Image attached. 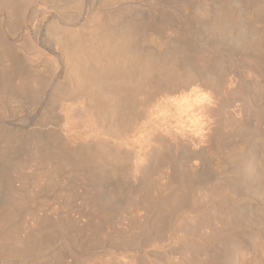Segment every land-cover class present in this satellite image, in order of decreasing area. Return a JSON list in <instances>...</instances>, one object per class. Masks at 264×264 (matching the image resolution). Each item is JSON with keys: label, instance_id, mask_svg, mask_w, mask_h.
<instances>
[{"label": "rangeland", "instance_id": "1", "mask_svg": "<svg viewBox=\"0 0 264 264\" xmlns=\"http://www.w3.org/2000/svg\"><path fill=\"white\" fill-rule=\"evenodd\" d=\"M8 1H12L11 3L9 2V4H12L14 1V4H12L13 7H11L12 5H8ZM66 1L67 0H59V2L58 0H0V92H2V94L0 93V264H264V164H262V166L260 165L264 162V141L259 143V148L256 146L255 148L253 147L250 149L251 152L248 151L250 154L249 157H254L253 162L250 161L251 163H242L244 166L240 168L237 174L238 179L227 181V183H225V185L228 184V188L227 186L222 185V183L220 184L217 182L218 179L216 177V170L213 166H211V162L214 160L216 161V159L225 158L230 151L235 149L240 144V142L243 140L242 130H244V133L248 132V130L252 131L253 129V131L256 130V132L259 131L264 139V72H262L264 71V68L259 72H255V75L257 73V76L260 72H262L261 75H263L258 76L260 79L254 75L255 78L259 79V81L256 79V82H262V84H258L260 85L259 87L256 86L255 88V84L251 81L253 78L252 76H248V74L243 75L241 73H237V70L234 68L229 74L230 76L228 80H226V78L225 81L221 83L222 87L219 91L218 85H221L219 83L223 80L221 77L224 76L221 73L223 72L226 74L227 71H229L227 66H229V61L231 59L229 60V58H227L229 57L228 55L239 54L241 50L239 51L237 48L236 50L239 51L237 52L230 44L226 46L227 42L224 43L222 42L223 39H217L212 35L214 37L213 38L208 33H206L205 28H203V31L201 27V32L203 31L206 33V36L204 33V38H202V32V36L201 34L199 36H195V38L194 36H191L188 38L189 40L187 39L189 42L185 40L183 43H189V45H195L199 48L201 47L200 49H202V46L207 47L209 45L208 47L210 48V53L207 52L209 55L206 52L205 55L204 53L197 54L196 52H198L200 49L196 51L197 49L195 46L192 48L191 45L186 46V44H181L184 46L183 48L191 47V52H193V54L196 53V56L200 59L205 60L209 57L211 63H209L210 61L206 63L210 64V72H206V78H208L209 81L213 78L218 81L221 80L219 83L217 81V84L215 83L216 81H211V86L210 84L208 87L206 85L207 88L205 85H202L205 87L203 89L204 92L205 89L207 90L206 93L208 95L209 92H211L209 104L210 108L212 107L210 111L211 114L200 117L202 121L204 118V123L203 126L201 123L199 127L194 124V122H188L187 120L185 123L187 122L186 124H189L187 125L188 127L186 124H181L183 122H178V124H176L177 121L174 120V118H170L167 119L169 120L170 124L161 121V123H163V127L165 126L164 128L160 122L157 124L159 129L156 127V125L153 126V124L144 128V122L149 120V117L152 114L150 112H152V109L156 108V106L155 108L152 106L156 105V103L162 104L164 101L163 99H160V96L167 92V90H164V86H158L160 84L158 78L155 77V80L154 77H152V79H150V77V80L145 79L147 81L146 84H144L145 80H143L144 83L141 84H144V86L139 84L140 87H138L137 84L134 86V82H131L132 84L130 83L129 85H121L119 83L109 82L110 84L107 85V88H111L112 86L116 88L121 85L122 89L118 88L117 90L116 88L117 93H121V91H123L125 88L124 86H126L127 89H124V91L120 94L119 101L117 102L118 105H116L117 107L115 106L116 108L113 106L106 107L104 105L98 104L101 98L99 96V86H94L92 91H90L91 88H87L86 91L81 89L79 91L78 89H74V86L72 85H70L72 88H69V86L67 87L68 89L66 88V84L70 82L69 80L71 79L72 83L73 79L75 78V76H71V74H74L73 66L71 67L72 64L66 60L62 47L54 42V37L56 38L58 35L61 36L63 34H67L66 30L70 28L68 32H73L74 35H77L78 33V38L80 35L79 28L81 29V25L83 23L85 24V28L82 27L83 29H81V32L84 29L88 30L87 28L90 25H95L97 21H100L101 18L105 17L106 12V14H109L117 7V5L121 6V8H124L130 4H133L135 9L133 8L134 12H131L133 17L130 15L129 19H133L134 22L138 20L137 22L133 23L135 24L134 26H137V32H140L139 30L144 32L145 29V32H149L148 30H151L150 32H152L160 26V23L163 24L164 20L168 24L172 23L173 21L177 23V16L175 15L178 14V9L176 8V5H174L175 2L173 3V0H123L124 2L121 3L115 2V7L113 5L112 7L110 6L111 8H104V6H102V4L99 2L101 0H79L81 3H78V7L80 4L82 6H80L81 8L79 7L80 9L76 6L70 9L72 13H69L70 11H68L67 13L69 14H64L62 12L66 13V11L62 10L63 8L61 7V9L60 6L65 4ZM124 3H127L128 5ZM6 4L9 7L6 6ZM153 6L156 9H153ZM9 8H13V10H10ZM75 8H77V10ZM119 8L120 7H117V9ZM42 9H44V11ZM57 10L62 14L60 12L58 13ZM96 13L101 17L99 18ZM157 13H160L161 16ZM163 13H166V16H170L173 21L169 17L164 16ZM91 14H93L92 16L94 19L92 18ZM66 15H70L72 19L70 16ZM63 16H65L66 21L63 19ZM183 16L188 18L186 15ZM66 17H68V20ZM135 17L137 20L134 19ZM125 19L127 18L125 17L123 20ZM166 19L170 22H168ZM123 20L119 21L122 22V25H119L121 24L119 22V24H117V21L114 23L111 22L113 24L107 22L106 24L108 26L110 25L109 27L111 29L106 26L108 29L105 27V31H103V29L102 31L101 29L98 31V33L101 32V34L96 33L97 29L95 31L93 30V27L91 28L90 26L89 29L92 30L89 32L96 35H91L93 40L91 42H95L94 45H100L101 49L104 51L106 38L104 36V41L100 37H103V35L108 32H111V34L114 36L122 35L126 31L125 27L128 25L127 22L131 23L130 20H126L124 25ZM178 20V23L180 22L179 24H181V17H178ZM141 22L143 25H141ZM115 23L116 27L114 26ZM84 24L82 26H84ZM155 24L157 25L156 27ZM198 24L195 25H201ZM121 26L124 27V29L122 27L123 30L120 29ZM174 26H177V24H174ZM77 27L79 31L77 30ZM169 29L167 30L168 34L171 35L172 32L171 38H174V27H170ZM86 30L83 32L87 34L88 31ZM92 31L95 32L92 33ZM103 32H105V34ZM143 32L139 35L137 33V35L135 34L133 37L132 43L134 45L132 46L131 44L130 48H132L131 50L134 49V51H136L138 57L137 55L136 58H131L132 56L130 57V60L126 62L127 65L130 64L128 65L129 67L136 65V67L139 68L140 65L143 64L142 60L146 55L144 52H147L146 50L148 47L146 43L144 44L143 39L141 38L143 37L141 36L143 35ZM84 33L81 35L85 36L86 34L84 35ZM81 35L78 38L79 40H82ZM208 35L210 37H208ZM99 38L100 41L101 39L103 41L100 42ZM192 38H194L197 43L193 42L194 39ZM208 39L214 42L215 40H219L218 43L217 41L214 43L217 47L220 44L219 47L217 48L212 41L210 45V41ZM95 40H98V43ZM190 40L192 42H190ZM220 41L223 44H221ZM202 42L205 43L203 44ZM87 43L90 42L88 41ZM174 44L175 43L173 42H169L168 47H165V49L172 50L173 47L176 46V44ZM20 45H24V47L28 46V48L30 47L31 51L32 48L35 47L36 49L38 48L37 46H39V49H42L43 51V57L41 56L39 58H35L33 56V59L30 57L33 60V62L30 60L32 64H24V61H22L21 58L23 55L22 46ZM13 46H15L16 49ZM18 49L22 51V54H20L21 51H18ZM193 49H195L194 51L196 52H194ZM188 50L190 52V49ZM6 51H9V54L6 53ZM27 51L29 50L27 49ZM249 51L252 52V50L247 49L245 54L251 53ZM29 52H27V54H29ZM18 53L20 55H18ZM181 54L184 53L182 52ZM13 55H17L19 57L17 59H21V61L18 60V62L20 61V64H24H22L23 68H21V73L23 75L17 74L19 77L17 75L11 77V75L10 78L9 67L14 61ZM212 55L214 57L216 55L217 56L214 58ZM105 56L108 55L106 54ZM225 58H227L228 61L224 62L226 60ZM221 60L224 61L222 62ZM216 61L218 64L214 63ZM69 63L71 64L70 67L68 65ZM222 63H224L225 66L227 63L226 68ZM219 64L220 66L216 67V65ZM134 67L135 66H132L131 69H134ZM69 68L71 71L68 70ZM69 74L70 77H66ZM219 75L221 77H219ZM250 77L252 78L250 79ZM65 80L66 83L64 82ZM22 81L25 82L21 83ZM207 81L205 82L207 83ZM58 83L61 84L59 85ZM62 84L65 85V87ZM114 84H117V86ZM6 85H8V88ZM16 86L18 93L17 95H19V99H21V104L19 106L16 105L18 103L15 102V100H12L11 97L8 98V95L4 94L5 92L7 93L9 88ZM157 86L162 88L164 91H162V89L157 91ZM213 86L217 89L214 88L213 90ZM257 93H260V96L257 95ZM3 94L4 97L6 96L5 98L3 97ZM92 95H94L93 98ZM158 98L161 102L158 100ZM248 104L251 105L249 106ZM90 105H93L94 107ZM170 106L169 108L171 109H167L173 112L174 105ZM147 107L149 109L151 108V110H149ZM254 107L256 109H254ZM144 109L147 110L145 111ZM144 111L149 116L146 115ZM171 111L170 113H172ZM73 113L74 116L76 114V118L71 116ZM159 113L161 114V112ZM159 113H155V116L157 117L158 115L159 117ZM96 115L98 118H96ZM141 115L143 116L142 118L146 116L148 117L146 120H144L145 118L142 120ZM65 116L69 118H66ZM155 116H153L152 119L155 120ZM90 118H93V121H91ZM137 118H139L141 121ZM159 119L161 120V118ZM174 123L176 126H172L175 125ZM68 124L70 126H68ZM85 124L86 126H84ZM137 125L139 127H136L135 129V126ZM232 125L233 129L231 127ZM75 126L78 128L76 127V129ZM129 126L132 128L130 127V129ZM178 126L179 128L181 127L180 130L182 129V132L178 130ZM170 127L173 129L174 127L176 129L178 128V131L171 129ZM162 128L163 130L166 129L168 132L166 130L162 131ZM143 129L145 131H143ZM150 129H155L156 131L154 130V133H150L152 132ZM92 130L94 131L92 132ZM118 131H121V133L126 131L129 134L126 132L125 134H119ZM159 131H162L161 134ZM172 131L175 132L173 133ZM114 132H117V134L115 135ZM201 132L203 133L202 137ZM139 133L140 135L136 136ZM90 134H96L98 139L95 141L90 140ZM169 134H173V136ZM205 134L206 136H204ZM81 137L86 139L83 140ZM147 137L149 138L147 139ZM154 138L155 140H152ZM176 138L185 141V147L175 143L177 142ZM144 139L148 141H145ZM73 140L75 141V145ZM137 140L139 143H137ZM80 144L85 145L84 147L86 148H81ZM95 145L97 146L94 147ZM1 149L3 150L1 151ZM34 149H38L40 151L42 150V153L46 154L60 152L62 156H60V158L53 157L52 159L50 158L52 156L51 155L49 157L50 160H47V158L44 162L42 161L39 164L37 163V166L35 165V169L27 168V171L29 170L28 172L25 170L24 172L23 170H21L22 172L17 170V173L15 171L16 162L20 160V158L22 160L23 157L26 158L23 159L24 161L29 160L31 158L30 152L34 153ZM87 150H93L94 153H89L87 155ZM21 151L22 154L25 153L23 156ZM193 152L196 153L194 154ZM17 153L20 154V157ZM92 154H94V157L96 156L94 158L95 160H92L94 161L92 165L96 167V171L92 168L94 173L91 168L88 169V167L91 165L90 163L92 162L86 163L83 161V165L76 166L75 164H70L71 162L66 160L67 156L70 155L71 157H75L76 159L79 158L81 160L85 159V157L88 159V156ZM115 154H117V156ZM118 160L121 161L120 163H125L130 168L136 164L139 165V170H137L138 172L135 173L136 175L134 174V171L127 169V171L119 170V172L117 171L116 173H112L110 171L109 164H112L114 161L118 162ZM192 161H199V167H197L198 169L192 165ZM63 163L65 165H63ZM99 164L101 166L98 167ZM48 166L50 169H48ZM12 168L15 169L13 170ZM12 171L13 173H11ZM81 171L84 172L81 173ZM123 171L125 172L123 173ZM15 173H17L14 175L15 177L18 175L16 178L12 176V174ZM147 176L149 178H147ZM149 179L152 180V184ZM96 180L98 181V184ZM154 180H157L159 190H156L153 187ZM148 181L150 182L145 183ZM165 188L167 189L165 190ZM160 191H162V193ZM11 193L14 194L12 195ZM138 206L140 207L138 208ZM5 216L7 219H4ZM193 258L196 259L194 260ZM243 258H246V263L243 262Z\"/></svg>", "mask_w": 264, "mask_h": 264}, {"label": "bare ground", "instance_id": "2", "mask_svg": "<svg viewBox=\"0 0 264 264\" xmlns=\"http://www.w3.org/2000/svg\"><path fill=\"white\" fill-rule=\"evenodd\" d=\"M52 1V0H51ZM95 1V0H94ZM130 1V0H129ZM128 1V2H129ZM171 1V0H170ZM9 2L10 1H8V5H12V4H14V1H13V3L12 4H9ZM12 2V1H11ZM10 2V3H11ZM45 2V1H44ZM58 2H59V0H58ZM80 1L79 0H67L66 2H65V4H63L62 6H60V8L62 9V10H65L66 11V13L65 12H62V13H64V14H69V13H72V11L70 10V9H72V8H74V7H78V3H79ZM93 2V1H92ZM91 2V3H92ZM101 4H102V6H104V8L105 7H112L114 4H116L117 2H124L123 0H101V1H99ZM116 2V3H115ZM165 2V1H164ZM163 2V3H164ZM173 3L175 2V4L174 5H176V8L178 9V11H177V15H175V16H177L176 18H177V23H175V21H173L171 18H170V16H166L164 13V16H166V17H169L173 22V24L172 23H169V24H171V25H169L167 22H165V20H164V22H163V24L162 23H160V26L159 27H157L155 30H153L152 32H150L151 30H148L149 32H145V30H144V32H143V35H141V36H143V37H141L142 39H143V42H144V44L146 43L147 44V52H144V53H146V55H145V57L143 58V64L142 65H140V64H138V65H140V67L139 68H137L136 67V65H132V66H135L134 67V69H131L132 68V66H128V65H130V64H126V62L127 61H129L130 60V57L131 58H136V51H134V49L133 50H131L132 48H130L131 47V44H132V46L134 45L133 43H132V41H133V37L135 36V34L137 35V33H138V35L139 34H141L142 32H141V30H139L140 32H137V26H134L135 24H133V23H135V22H137L138 20L136 19V17L134 18L135 20H137V21H135L134 22V20L132 21V20H130L129 19V17H130V15H131V12H134V10H133V8L135 7V6H133V4H130L129 6H126V7H124V6H122V7H124V8H121V6H118L117 5V7H120L119 9H117V7L112 11V12H110L109 14H106L105 12V17H103V18H101L100 19V21H97L96 22V24L95 25H93V23H92V25L93 26H91L90 24V26H91V28L93 27V30H95L96 31V29H97V32L96 33H98V31L101 29V31H102V29H103V31H105L104 30V28L107 26L109 29H111L106 23L107 22H109V23H111V22H115V21H117V24H119V23H121V24H119V25H122V22H119L120 20H123L125 17L127 18V19H125V20H123L124 22H123V24L125 25V21L127 20H130L131 21V23H128L127 22V26L125 27V29H126V31L122 34V35H117V36H114V35H112L111 34V32H108V33H106L105 34V32H103L105 35H103V37H100V38H102L103 40L106 38V43L104 44V51H103V49H101V46L99 47L98 45H94V43L95 42H91V41H93L92 40V36H93V32H95V31H92V33L93 34H91L89 31L90 30H92V29H89V27H88V25H87V29L88 30H86V29H84L83 31H88L87 32V34L86 33H84L83 31L81 32V29H83L82 27H84L85 28V24H84V26H82L81 25V29L79 28V30H80V35L82 34V33H84V35L85 36H82V40H79L78 38H79V36H78V38H77V35H78V33H77V35H74V33L73 32H68V30L70 29H68V30H66V33L67 34H63V35H61V36H59L58 35V37H54V42H56V44H59L61 47H62V49H63V52H64V54H65V57H66V60L67 61H69L70 63L68 64L69 65V67H70V65H71V67L73 66V72H74V74H71V76L73 75V76H75V78H76V80H75V78L73 79V82L71 83V79L69 80L70 82H68V84H66L67 86H66V88L69 86V88H72V86H74V89H78L79 91H80V89L81 90H85L86 91V89L87 88H91V90L90 91H92V88L94 87V86H99L100 87V101L98 102V104H101V105H104V106H106V107H115L116 105H118L117 104V102L119 101V96H120V94L124 91V89H127L126 88V86H124L125 88L123 89V91H121V93H117V90H118V88L120 89L121 88V85L123 84V85H125V84H130L131 82L133 83H135V85L134 86H136V84L138 85V87H140V85L139 84H141V83H144L143 82V80H145V79H148V80H150V79H152V77H154V80H155V77L156 78H158V80H159V82H160V84L158 85V86H160V87H162V86H164L165 87V89L164 90H167V92L164 94H162V96H163V98H162V96H160L161 98L160 99H163V103L162 104H157L156 103V105H154V106H152L153 108H155V106H156V108L155 109H152V112H150V113H152L151 114V118L149 117V120H147V121H142V122H144V128L145 127H148L149 125H152L153 124V126L154 125H156V127H157V124H159V122L161 123V121H163L164 123L165 122H167V124L169 123V120H167V119H172V118H174V120H176L177 121V123L176 124H178V122H183V123H181V124H186L185 123V121L187 120L188 122H194V124H196L198 127H199V125L201 124L202 126H203V121H204V118H203V121H202V119H200V117L201 116H205V115H209V114H211L210 113V111H211V108H210V93L211 92H209V95L206 93V89H205V92H204V88L206 87V85H207V87H208V85L210 84V82L212 81V82H214V81H216L215 83L217 84V81L218 80H216L215 78H213V79H211L210 81H209V79L208 78H206V72L207 71H209L210 72V64H208V63H206V62H209V63H211V60H210V58L208 57V58H206L205 60H203V59H200V58H198L196 55L199 53H201V54H203L204 53V55L208 52V53H210V48L207 46V47H205V46H202V49H200L199 47H196L195 45V47H196V51H198L199 49L201 50V52H200V50L198 51V52H196V51H194L195 49H193V51L194 52H196L195 54H193V52H191V49L192 48H194V46H192L191 44V46H192V48L191 47H186V48H183L184 46H182V44L181 43H183V42H185V40H187L189 37H191V36H194V38H195V36H199L200 34H201V36H202V32L204 31L203 30V28H205V31H206V33H208L210 36H214V37H216L217 39H223V41L222 42H224V43H226V46L228 45V44H230L233 48H235V50L238 48V50L240 51L241 50V52H239V51H237V52H239V54H230V53H234V52H230L229 54L230 55H228L229 57H227V58H229V66H227V63H226V66H227V69H229V71H227V73L225 74V73H221L222 75H224V76H222L221 74V76L219 75V77H221V79H223L221 82L220 81H218V83L219 84H221L223 81H225V79L226 80H228V78H229V74L232 72V70L235 68V70H237V73H241V74H243V75H247L248 74V76L250 75V76H252V77H250V79H251V81L255 84V88H256V86L257 87H259L260 85H258V84H262V82L260 83H258V81H259V77L258 76H262L261 75V73L262 72H264V71H262V72H260L259 74H258V76H257V73H256V75H255V72H259V71H261L264 67H263V65H264V0H173L172 1ZM18 3V2H17ZM81 3V2H80ZM130 3V2H129ZM167 3V2H166ZM54 4V3H53ZM99 4V3H98ZM124 4H126V5H128L127 3H124ZM7 4H6V6H8ZM135 5H137V4H135ZM15 6V5H14ZM80 6H81V4H80ZM79 6V7H80ZM91 6V5H90ZM99 6V5H98ZM140 6V5H139ZM142 6V5H141ZM9 7V6H8ZM11 7H13V5L11 6ZM19 7V6H18ZM78 7V8H79ZM82 7V6H81ZM80 7V8H81ZM110 7V8H111ZM114 7H115V5H114ZM143 7V6H142ZM156 7H158V6H156ZM56 8V7H55ZM79 8V9H80ZM100 8V7H99ZM8 9V8H7ZM10 10H13V8L11 9V8H9ZM76 10H77V8H75ZM78 9V10H79ZM102 9V8H101ZM135 9V8H134ZM153 9H156V8H154V6H153ZM158 9V8H157ZM167 9V8H166ZM173 9V8H172ZM43 11H44V9H42ZM61 10V11H62ZM133 10V11H132ZM68 11H70L69 13H67ZM18 12V11H17ZM57 12H58V10H57ZM60 12V11H59ZM58 12V13H59ZM98 12V11H97ZM147 12V11H146ZM166 12V11H165ZM61 13V12H60ZM61 13V14H62ZM99 13V12H98ZM186 15L188 18H185L183 15ZM17 14V13H16ZM63 14V15H64ZM97 14V13H96ZM145 14V13H144ZM158 14V13H157ZM160 14V13H159ZM158 14V15H159ZM172 14V13H171ZM13 15H14V13H13ZM12 15V16H13ZM93 14H91V16H92ZM95 15V14H94ZM104 15V14H103ZM136 15V14H135ZM147 15V14H146ZM173 15V14H172ZM18 16V15H17ZM60 16V15H59ZM66 16H70V15H66ZM97 16L100 18L101 16H99L98 14H97ZM96 16V17H97ZM132 16V15H131ZM160 16H161V14H160ZM16 17V16H15ZM64 18L63 19H65V16H63ZM73 17V16H72ZM77 17V16H76ZM133 17V16H132ZM165 17V18H166ZM178 17L180 18L181 17V20L180 21H182V23L181 24H179L178 23ZM14 18V17H13ZM67 18V20H68V17H66ZM70 18H71V16H70ZM91 18V17H90ZM92 18L94 19V17L92 16ZM98 18V19H99ZM164 18V17H163ZM174 18V17H173ZM15 19V18H14ZM60 19V18H59ZM72 19V18H71ZM88 19V18H87ZM93 19H91V20H93ZM96 19V18H95ZM16 20V19H15ZM78 20V19H77ZM89 20V19H88ZM107 20H110V21H107ZM146 20V19H145ZM167 20V19H166ZM65 21H66V19H65ZM95 21V20H94ZM129 21V22H130ZM168 21V20H167ZM70 22V21H69ZM86 22H88V21H86ZM92 22V21H91ZM119 22V23H118ZM145 22V21H144ZM153 22V21H152ZM160 22V21H159ZM168 22H170V21H168ZM76 23V22H75ZM113 23H111V24H113ZM142 23V22H141ZM146 23V22H145ZM153 23H155V22H153ZM157 23H158V21H157ZM201 24V25H199V24ZM140 24V23H139ZM138 24V25H139ZM152 24V23H151ZM174 24H177V26H174ZM195 24H198L199 26H197V25H195ZM74 25V24H73ZM116 25V23L114 24V26ZM118 25V26H119ZM136 25H137V23H136ZM141 25H143V23L141 24ZM146 25V24H145ZM168 25V26H167ZM69 26V25H68ZM95 26V27H94ZM157 25L155 24V27H156ZM106 27V28H107ZM116 27V26H115ZM122 27L123 26H121L120 27V29L121 30H123L124 29V27H123V29H122ZM140 27V26H139ZM170 27H174V29H175V32H173L174 33V35H173V37L174 38H171V35H172V32H171V35L170 34H168V29L170 28ZM176 27V28H175ZM202 27V32H201V28ZM76 28V27H75ZM107 28V29H108ZM153 28H154V26H153ZM168 28V29H167ZM115 29V28H114ZM173 29V30H174ZM200 29V30H199ZM77 30H78V27H77ZM78 30V31H79ZM113 30V29H112ZM18 31V30H17ZM72 31H74V30H72ZM76 31V30H75ZM169 31H170V29H169ZM201 33H200V32ZM90 33V34H89ZM199 33V34H198ZM204 33L205 32H203V36H202V38H204ZM206 33H205V36H206ZM28 34V33H27ZM98 34H101V32L100 33H98ZM29 35V34H28ZM92 35V36H91ZM95 35V34H94ZM116 35V34H115ZM208 35V37H210ZM55 36H57V35H55ZM96 36V35H95ZM94 36V37H95ZM97 36H99V35H97ZM100 36H102V35H100ZM104 36H105V38H104ZM212 36V37H213ZM93 37V38H94ZM207 37V38H208ZM213 37V38H214ZM96 38V37H95ZM100 38H99V41H100ZM194 38H192V39H194ZM215 38V39H216ZM28 39V38H27ZM101 39V41L100 42H102L103 40ZM191 39V38H190ZM201 39V38H200ZM210 39V38H209ZM208 39V40H209ZM189 40V39H188ZM187 40V41H188ZM207 40V39H206ZM226 40V41H225ZM90 42V43H87V42ZM95 41H97V43H98V40H95ZM201 41H203V40H201ZM210 41V40H209ZM212 41V40H211ZM211 41L209 42L210 43V45H211ZM217 40H215V42H216ZM219 41V40H218ZM218 41H217V43H218ZM169 42H173V43H175L176 44V46H174L173 47V49L172 50H167V49H165V47H168V43ZM189 42V41H188ZM190 42H192L191 40H190ZM193 42H195V43H197L196 42V40L194 39V41ZM205 42H208V41H205ZM204 42V43H205ZM213 42V44L215 43L214 41H212ZM135 43H137V42H135ZM203 43V42H202ZM203 43V44H204ZM216 43V44H217ZM220 43H221V41H220ZM16 44V43H15ZM23 44V43H22ZM140 44V43H139ZM174 44V45H175ZM186 44V43H185ZM184 43H183V45H185ZM221 44H223V43H221ZM34 45V44H33ZM187 45H189V43L188 44H186V46ZM189 45V46H190ZM197 45V44H196ZM215 45V44H214ZM220 45V44H219ZM219 45H218V47H219ZM230 45H229V47H230ZM4 46V45H3ZM6 46V45H5ZM16 46V45H15ZM15 46H13L14 48H15ZM20 46H22V45H20ZM37 46V45H36ZM139 46V45H138ZM145 46V45H144ZM201 46V45H200ZM213 46V45H212ZM216 46V45H215ZM17 47V46H16ZM25 47H27V48H25ZM24 47V45L22 46V51H23V55H22V61H24V64L26 63H30V65L32 64L31 63V61L33 62V58L35 57V58H39V57H41L42 56V49L40 50L39 49V46H37L38 48H36L35 49V47L34 46H32V47H34V48H32V51H31V48L29 47L28 48V46H25ZM136 47V46H135ZM217 47V46H216ZM217 47V48H218ZM5 48H7V47H5ZM11 48H12V46H11ZM18 48V47H17ZM137 48V47H136ZM139 48V47H138ZM170 48V47H169ZM181 48V49H180ZM212 48V47H211ZM226 48V47H225ZM8 49V48H7ZM10 49V48H9ZM16 49V48H15ZM14 49V50H15ZM21 49V48H20ZM20 49H18V51H21ZM27 49L30 51H27ZM143 49V48H142ZM188 49H190V52H189V50ZM204 49V50H203ZM228 49V48H227ZM230 49V48H229ZM247 49L249 50H252V52L251 51H249V52H251V53H249V54H245L246 53V51H247ZM144 50V49H143ZM164 50V51H163ZM232 50V49H231ZM234 50V49H233ZM16 51V50H15ZM17 51V52H18ZM22 51H21V53L20 54H22ZM29 52V54H27V52ZM163 51V52H162ZM203 51V52H202ZM212 51V50H211ZM184 53V54H181V53ZM206 52V53H205ZM213 52V51H212ZM6 53H8L9 54V51L7 52L6 51ZM18 53V55H20ZM207 53V54H208ZM226 53V52H225ZM12 54V53H11ZM45 54V53H44ZM108 55V56H105V55ZM141 54H143V53H141ZM217 54H219V53H217ZM3 55V54H2ZM140 55V54H139ZM209 55V54H208ZM225 55V54H224ZM34 56V57H33ZM45 56V55H44ZM135 56V57H134ZM183 56V57H182ZM201 56V55H200ZM205 56V57H206ZM213 56V55H212ZM217 56V55H216ZM215 56V57H216ZM221 56V55H220ZM220 56H218V57H220ZM227 56V55H226ZM8 57V56H7ZM9 57H12V56H9ZM32 59H31V58ZM43 57V56H42ZM106 57V58H105ZM137 57H138V55H137ZM204 57V58H205ZM214 57V56H213ZM214 57V58H215ZM1 58V57H0ZM17 58H19L17 55H13V62H12V64H11V66L9 67L10 69V73H9V77L11 76V77H13V76H15V75H17V74H22L21 72V68H23L22 66L24 65L23 63V65L22 64H20L19 62L21 61V59H17ZM224 58V57H223ZM227 58H225L226 60L224 61V62H226V61H228L227 60ZM42 59H44V58H42ZM142 59V58H141ZM213 59V58H212ZM220 59V58H219ZM218 59V60H219ZM18 60H20L19 62H18ZM31 60V61H30ZM35 60H37V59H35ZM34 60V61H35ZM40 60V59H39ZM217 60V59H216ZM141 61V62H142ZM222 61V60H221ZM222 61V62H223ZM134 62H136V61H134ZM217 62V61H216ZM216 62H214L215 64H218V62L216 63ZM54 63V62H53ZM213 63V64H214ZM214 64V65H215ZM222 64H224V63H222ZM222 64H221V66H222ZM95 65V66H94ZM212 65V64H211ZM2 66V65H1ZM26 66V65H25ZM37 66V65H36ZM92 66V67H91ZM208 66H209V69H208ZM219 67L220 66V64L219 65H216V67ZM224 66H225V64H224ZM226 66H225V68H226ZM6 67V66H5ZM40 67V66H39ZM212 67V66H211ZM229 67V68H228ZM222 68H224V67H222ZM33 69V68H32ZM46 69V68H45ZM206 69V70H205ZM212 69V68H211ZM5 70V69H4ZM68 70H70V68L68 69ZM213 70H214V68H213ZM225 70V69H224ZM34 71V70H33ZM71 71V70H70ZM69 71V72H70ZM218 71H219V69H218ZM223 71V70H222ZM27 72V71H26ZM236 72V71H235ZM215 73V72H214ZM68 74V73H67ZM208 74H210V73H208ZM7 75V74H6ZM23 75V74H22ZM31 75V74H30ZM33 75V74H32ZM36 75V74H35ZM210 75H213V74H210ZM209 75V76H210ZM256 77H258L259 79H257V78H255V76ZM18 76V75H17ZM26 76V75H25ZM24 76V77H25ZM28 76H29V74H28ZM43 76V75H42ZM217 76V75H216ZM215 76V77H216ZM10 77V78H11ZM19 77V76H18ZM49 77H50V75H49ZM66 77H70V74L69 75H67ZM151 77V78H150ZM233 77V76H232ZM247 77V76H246ZM44 78V77H43ZM73 78V77H72ZM150 78V79H149ZM211 78V77H210ZM262 78V77H261ZM17 79V78H16ZM205 79V80H204ZM207 79H208V81H207ZM218 79H220V78H218ZM240 79V78H239ZM256 79L258 80L257 82H256ZM36 80V79H35ZM41 80V79H40ZM66 80H68V79H66ZM66 80L64 81L65 83H66ZM229 80H231V79H229ZM236 80V79H235ZM25 81H26V79H25ZM25 81H22L21 83H23V82H25ZM28 81H29V79H28ZM42 81V80H41ZM205 81H207V83L205 82ZM237 81V80H236ZM16 82V81H15ZM62 82V81H61ZM109 82H114V83H119V84H121V85H119L118 87H116L117 88V90H116V88H114L113 86L111 87V88H107V85L108 84H110ZM146 80H145V83L144 84H146ZM231 82V81H230ZM241 82V81H240ZM12 83V82H11ZM14 83V82H13ZM29 83V82H28ZM131 83V84H132ZM153 83V82H152ZM157 83H158V81H157ZM199 83V84H198ZM241 83H243V82H241ZM8 84V83H7ZM16 84V83H15ZM59 85L61 84V83H58ZM144 84L142 85L141 84V86H144ZM156 84V83H155ZM224 84V83H223ZM232 84H234V83H232ZM231 84V85H232ZM238 84V83H237ZM245 84V83H244ZM18 85H19V83H18ZM45 85V84H44ZM63 85V84H62ZM70 85H72V86H70ZM115 85V84H114ZM205 85V87H203V86ZM215 85V84H214ZM7 86V88H8V85H6ZM13 86H15V85H13ZM22 86V85H21ZM34 86V85H33ZM64 87H65V85H63ZM110 86V85H109ZM108 86V87H109ZM115 86H117V84L115 85ZM151 86V85H150ZM154 86V85H153ZM157 86V87H158ZM210 86H211V84H210ZM248 86V85H247ZM5 87V86H4ZM9 87H10V85H9ZM20 87V86H19ZM29 87V86H28ZM32 87V86H31ZM59 87V86H58ZM123 87V86H122ZM206 87V88H207ZM222 87V84L221 85H218V89H219V91H220V88ZM229 87V86H228ZM238 87V86H237ZM236 87V88H237ZM6 88V89H7ZM14 88V89H13ZM16 88H17V86L16 87H11V88H9L8 90H7V93L5 92L4 94L6 95H8L7 97L8 98H10L11 97V99L12 100H15V102H17L18 104H16L17 106H19L20 104H21V99H19V95H17L18 93H17V90H16ZM21 88V87H20ZM96 88V87H95ZM153 88V87H152ZM214 86H213V90H214ZM224 88V87H223ZM230 88H231V86H230ZM243 88V87H242ZM241 88V89H242ZM35 89V88H34ZM33 89V90H34ZM68 89V88H67ZM122 89V88H121ZM161 90L162 88H159L158 87V89H157V91L158 90ZM211 89V90H212ZM215 89H217V88H215ZM226 89V88H225ZM229 89V88H228ZM249 89V88H248ZM254 89V88H253ZM260 89V88H259ZM262 89H263V87H262ZM1 90V89H0ZM3 90V89H2ZM21 90V89H20ZM42 90V89H41ZM64 90V89H63ZM89 90V89H88ZM87 90V91H88ZM97 90H99V89H97ZM163 89H162V91H164ZM255 90V89H254ZM38 91V90H37ZM73 91V90H72ZM75 91V90H74ZM83 91H81V92H83ZM126 91V90H125ZM161 91V92H162ZM225 91V90H224ZM257 91H258V89H257ZM19 92H22V91H19ZM33 92V91H32ZM71 92V91H70ZM98 92V91H97ZM128 92V91H127ZM160 92V91H159ZM158 92V93H159ZM179 93V94H177V93ZM215 92V91H214ZM1 94H2V92H0ZM92 93V92H91ZM91 93H89V94H91ZM175 93V94H174ZM253 93V92H252ZM0 94V95H1ZM4 94H3V97H4ZM20 94V93H19ZM86 94V93H85ZM116 94H118V95H116ZM127 94V93H126ZM160 94V93H159ZM213 94H215V93H213ZM254 94V93H253ZM253 94H252V96H253ZM260 94V93H259ZM258 93H257V95H259ZM38 95V94H37ZM64 95V94H63ZM87 95H88V92H87ZM161 95V94H160ZM212 95V94H211ZM220 95V94H219ZM93 96L94 95H92V98H93ZM213 96V95H212ZM217 96V95H216ZM260 96V95H259ZM6 97V96H5ZM4 97V98H5ZM89 97V96H88ZM124 97V96H123ZM125 97H126V95H125ZM132 97V96H131ZM130 97V98H131ZM219 97V96H218ZM217 97V98H218ZM255 97H257V96H255ZM90 98V97H89ZM129 98V97H128ZM214 98V97H213ZM216 98V97H215ZM152 99V98H151ZM89 100H91V99H89ZM95 100V99H94ZM158 100H159V98H158ZM215 100V99H214ZM257 100V99H256ZM10 101V100H9ZM8 101V102H9ZM96 101V100H95ZM160 101V100H159ZM5 102V101H4ZM87 102V101H86ZM90 102V101H89ZM158 102V101H157ZM161 102V101H160ZM212 102V101H211ZM215 102V101H214ZM213 102V103H214ZM252 102V101H251ZM6 103V102H5ZM11 103V102H10ZM58 103V102H57ZM256 103V102H255ZM2 104V103H1ZM4 104V103H3ZM12 104V103H11ZM14 104V103H13ZM35 104V103H34ZM7 105V104H6ZM15 105V104H14ZM30 105V104H29ZM73 105V104H72ZM79 105V104H78ZM170 105H174V113L171 111V110H169V109H171V108H169V106ZM212 105V104H211ZM249 105V104H248ZM251 105V104H250ZM249 105V106H250ZM13 106V105H12ZM80 106V105H79ZM90 106H93V105H90ZM95 106H97V105H95ZM98 106H100V105H98ZM253 106V105H252ZM4 107V106H3ZM69 107V106H68ZM72 107V106H71ZM78 107V106H77ZM94 107V106H93ZM105 107V108H106ZM117 107V106H116ZM115 107V108H116ZM120 107V106H119ZM118 107V108H119ZM171 107V106H170ZM263 107V106H262ZM16 108V107H15ZM96 108V107H95ZM99 108V107H98ZM114 108V109H115ZM148 108V107H147ZM167 108H169V109H167ZM251 108V107H250ZM258 108V107H257ZM11 109V108H10ZM13 109V108H12ZM68 109V108H67ZM100 109V108H99ZM99 109H98V111H99ZM149 109V108H148ZM165 109H167V110H165ZM253 109V108H252ZM254 109H256L255 107H254ZM259 109V108H258ZM257 109V110H258ZM64 110H65V108H64ZM68 110H70V109H68ZM85 110V109H84ZM83 110V111H84ZM108 110V109H107ZM110 110V109H109ZM145 110V109H144ZM147 110V109H146ZM145 110V111H146ZM149 110H151V108L149 109ZM16 111V110H15ZM62 111V110H61ZM143 111V110H142ZM145 111H144V113H145ZM170 111L172 112V113H170ZM254 111V110H253ZM71 112V111H70ZM77 112H78V110H77ZM92 112H94V111H92ZM132 112V111H131ZM159 112H161V114L159 113ZM260 112V111H259ZM86 113V112H85ZM91 113V112H90ZM109 113V112H108ZM113 113H114V111H113ZM122 113V112H121ZM143 113V114H144ZM149 113V114H150ZM155 113L157 114V113H159V117H158V115H157V117H158V120H160L159 118H161V120L160 121H158L157 120V117L155 116ZM213 113V112H212ZM2 114V113H1ZM64 114V113H63ZM67 114V113H66ZM72 114V113H71ZM84 114V113H83ZM92 114V113H91ZM117 114V113H116ZM146 114V113H145ZM154 114V115H153ZM68 115V114H67ZM88 115V114H87ZM86 115V116H87ZM90 115V114H89ZM146 115H148V114H146ZM155 116L154 118H155V120L154 119H152V117L153 116ZM5 116V115H4ZM69 116H70V114H69ZM71 116H74V113H73V115H71ZM75 116H76V114H75ZM74 116V118H76ZM82 116V115H81ZM91 116V115H90ZM89 116V117H90ZM97 116V115H96ZM109 116H110V114H109ZM119 116V115H118ZM136 116V115H135ZM149 116V115H148ZM148 116H146V117H144V118H142L143 116L141 115V119L143 120H146V118L148 117ZM161 116V117H160ZM212 116V115H211ZM256 116V115H255ZM66 117V116H65ZM80 117V116H79ZM93 117H94V115H93ZM122 117V116H121ZM138 117H139V115H138ZM206 117H210V116H206ZM206 117H205V119H206ZM230 117V116H229ZM258 117V116H257ZM66 118H69V117H66ZM83 118H84V116H83ZM96 118H98V116L96 117ZM135 118V117H134ZM61 119V118H60ZM93 119V118H92ZM91 118H90V120L91 121H93ZM117 119V118H116ZM133 119V118H132ZM136 119V118H135ZM137 119H139V118H137ZM209 119V118H208ZM67 120H69V119H67ZM77 120V119H76ZM130 120V119H129ZM134 120V119H133ZM140 120V119H139ZM207 120V119H206ZM230 120H232V119H230ZM95 121V120H94ZM141 121V120H140ZM139 121V122H140ZM171 121V120H170ZM88 122V121H87ZM119 122V121H118ZM132 122H134V121H132ZM235 122V121H234ZM60 123V122H59ZM73 123V122H72ZM85 123V122H84ZM134 123H136V122H134ZM171 123H172V121H171ZM206 123V122H205ZM91 124H92V122H91ZM140 124H141V122H140ZM140 124H138V125H140ZM162 124V127H163V123H161ZM170 124V123H169ZM175 124V123H174ZM176 124L175 125H172V126H176ZM180 124V123H179ZM74 125H76V124H74ZM119 125V124H118ZM129 125H130V123H129ZM135 125V124H134ZM135 126V129H136V127L138 128L139 126ZM142 125V124H141ZM165 125V124H164ZM187 125H189V124H186V126ZM209 125V124H208ZM211 125V124H210ZM237 125H238V123H237ZM68 126H70L69 124H68ZM72 126V125H71ZM80 126V125H79ZM83 126V125H82ZM84 126H86V124L84 125ZM91 126H93V125H91ZM132 126V125H131ZM131 126H129V128L131 127ZM185 126V125H184ZM66 127V126H65ZM74 127V126H73ZM72 127V128H73ZM77 126H75V128H76ZM81 127V126H80ZM89 127V126H88ZM96 127V126H95ZM128 127V126H127ZM141 127V126H140ZM165 127V126H164ZM163 127V128H164ZM166 127H167V125H166ZM188 127V126H187ZM192 127H193V124H192ZM201 127V126H200ZM232 127V129H233V125L231 126ZM248 127V126H247ZM71 128V127H70ZM78 128V127H77ZM76 128V129H77ZM91 128V127H90ZM132 128V127H131ZM130 128V129H131ZM158 129H159V126L157 127ZM163 128H162V131H165V130H163ZM171 128V127H170ZM178 128H179V126H178ZM177 128V129H178ZM181 128V127H180ZM180 128L178 129V130H180ZM184 128V127H183ZM190 128V127H189ZM195 128L197 129V127L195 126ZM204 128V127H203ZM230 128V127H229ZM243 128H244V126H243ZM169 129V128H168ZM171 129H173V128H171ZM170 129V130H171ZM174 129L175 130H177L175 127H174ZM173 129V130H174ZM194 129V128H193ZM258 129V128H257ZM67 130V129H66ZM118 130V129H117ZM124 130V129H123ZM140 130H141V128H140ZM139 130V131H140ZM150 130H152V129H150ZM155 130V129H154ZM154 130H152V132H150V133H154L153 131ZM161 130V129H160ZM177 130V131H178ZM182 130V129H181ZM180 130V131H181ZM195 130V129H194ZM208 130H209V128H208ZM207 130V131H208ZM241 130V129H240ZM254 130V129H253ZM250 131V130H248V132H245L244 133V130H242L243 131V140L240 142V144L235 148V149H233L232 151H230L228 154H227V156L225 157V158H222V159H216V161L214 160L213 162H211L212 163V165L211 166H213L214 167V169L216 170L215 172H216V177H217V182H219L220 184L222 183V185H225V183H227V181H231V180H235V179H238L237 178V174H238V172H239V170H240V168L241 167H243L244 165L242 164L243 162H247V163H251L250 161H252L253 162V158H251V157H249V152L248 151H250L251 152V150L250 149H252L253 147L255 148L256 146L258 147V145H259V143L261 142V141H264V139H263V137H262V135L260 134V132L259 131H257L256 132V130L255 131ZM94 130H92V132H93ZM113 131H115V130H113ZM138 131V130H137ZM143 131H145L144 129H143ZM156 131V130H155ZM162 131H159V133L161 134V132ZM167 131V130H166ZM184 131V130H183ZM200 131V130H199ZM202 131V130H201ZM241 131V132H242ZM263 131V130H262ZM22 132V131H21ZM52 132V131H51ZM119 132V134L121 133V131H118ZM124 133H121V134H125V132L126 131H123ZM147 132V131H146ZM168 132V131H167ZM173 133L175 132V131H172ZM182 132V131H181ZM238 132H240V131H238ZM111 133V132H110ZM115 133V132H114ZM126 133H128V132H126ZM131 133V132H130ZM170 133V132H169ZM178 133V132H177ZM205 133H206V131H205ZM208 133V132H207ZM88 134V133H87ZM87 134H86V137H87ZM112 134V133H111ZM117 134V132L115 133V135ZM129 134V133H128ZM133 134V133H132ZM158 134V133H157ZM163 134V133H162ZM166 134V133H165ZM176 134V133H175ZM197 134H199V133H197ZM202 132H201V137H202ZM264 134V133H263ZM15 135V134H14ZM32 135V134H31ZM71 135V134H70ZM69 135V136H70ZM91 135V134H90ZM96 135V134H95ZM91 135V136H89L88 138L90 139V140H92V141H95V140H97L98 139V136L96 135ZM115 135H114V137H115ZM140 135V133L138 134V135H136V136H139ZM168 135V134H167ZM169 135H172L173 136V134H169ZM178 135H180V134H178ZM200 135V134H199ZM199 135H198V137H199ZM238 135V134H237ZM16 136V135H15ZM80 136V135H79ZM78 136V137H79ZM84 136H85V134H84ZM113 136V135H112ZM121 136V135H120ZM124 136V135H123ZM130 136V135H129ZM128 136V137H129ZM132 136V135H131ZM135 136V137H136ZM148 136V135H147ZM158 136V135H157ZM156 136V137H157ZM176 136V135H175ZM174 136V137H175ZM204 136H206V134L204 135ZM209 136V135H208ZM37 137V136H36ZM42 137V136H41ZM55 137H58V136H55ZM73 137V136H72ZM113 137V138H114ZM127 137V138H128ZM143 137V136H142ZM141 137V138H142ZM146 137V136H145ZM160 137V136H159ZM165 137V136H164ZM190 137V136H189ZM235 137V136H234ZM238 137V136H237ZM241 137V136H240ZM20 138V137H19ZM44 138V137H43ZM60 138V137H59ZM76 138V137H75ZM82 138V137H81ZM81 138H78V139H81ZM100 138V137H99ZM125 138V137H124ZM149 137H147V139H148ZM152 138V137H151ZM150 138V139H151ZM158 138V137H157ZM205 138V137H204ZM239 138V137H238ZM237 138V139H238ZM18 139V138H17ZM22 139V138H21ZM47 139H48V137H47ZM52 139V138H51ZM50 139V140H51ZM83 139V138H82ZM86 139V138H85ZM85 139H83V140H85ZM134 139H136V138H134ZM140 139V138H139ZM177 139V138H176ZM196 139V138H195ZM206 139V138H205ZM236 139V140H237ZM50 140H48V141H50ZM103 140V139H102ZM127 140V139H126ZM133 140V139H132ZM145 140V139H144ZM152 140H155V138L154 139H152ZM159 140H161V139H159ZM199 140V139H198ZM204 140V139H203ZM235 140V139H234ZM59 141V140H58ZM70 141V140H69ZM68 141V142H69ZM74 141V140H73ZM99 141H100V139H99ZM107 141V140H106ZM109 141V140H108ZM110 141H111V138H110ZM145 141H148V140H145ZM157 141H158V139H157ZM169 141V140H168ZM172 141H173V139H172ZM197 141V140H196ZM200 141V140H199ZM205 141V140H204ZM51 142H53V141H51ZM79 142V141H78ZM84 142V141H83ZM86 142V141H85ZM87 142H88V140H87ZM125 142V141H124ZM165 142V141H164ZM175 142V141H174ZM191 142V141H190ZM198 142V141H197ZM33 143V142H32ZM45 143V142H44ZM59 143V142H58ZM77 143V142H76ZM101 143V142H100ZM126 143V142H125ZM137 143H139L138 142V140H137ZM166 143V142H165ZM175 143H178V144H180V146H182V147H185V141H182L181 139H177V142H175ZM185 143V144H184ZM40 144V143H39ZM48 144V143H47ZM52 144H54V143H52ZM51 144V145H52ZM90 144V143H89ZM105 144V143H104ZM149 144V143H148ZM177 144V145H178ZM192 144V143H191ZM190 144V145H191ZM36 145V144H35ZM38 145V144H37ZM55 145V144H54ZM58 145V144H57ZM74 145H75V141H74ZM87 145V144H86ZM100 145V144H99ZM113 145V144H112ZM175 145V144H174ZM204 145V144H203ZM19 146V145H18ZM33 146H34V144H33ZM85 145H82V144H80V147L81 148H86V147H84ZM97 145H95L94 147H96ZM115 146V145H114ZM10 147V146H9ZM17 147V146H16ZM38 147V146H37ZM45 147V146H44ZM43 147V148H44ZM56 147V146H55ZM76 147V146H75ZM88 147H89V145H88ZM93 147V146H92ZM39 148V147H38ZM42 148V149H43ZM47 148V147H46ZM60 148V147H59ZM91 148V147H90ZM132 148V147H131ZM178 148V147H177ZM259 148V147H258ZM41 149V148H40ZM77 149V148H76ZM89 149V148H88ZM91 149H93V148H91ZM102 149V148H101ZM189 149V148H188ZM257 149V148H256ZM3 149H1V151H2ZM18 150V149H17ZM45 150V149H44ZM56 150V149H55ZM84 150V149H83ZM86 150V149H85ZM94 150V149H93ZM93 150H87L86 151V153H87V155L89 154V153H94V151ZM191 150V149H190ZM14 151H15V149H14ZM74 151V150H73ZM171 151H172V149H171ZM253 151H254V149H253ZM10 152V151H9ZM50 152V151H49ZM54 152V151H53ZM71 152V151H70ZM113 152V151H112ZM119 152V151H118ZM149 152V151H148ZM197 152V151H196ZM195 152V153H196ZM228 152V151H227ZM262 152V151H261ZM16 153V152H15ZM75 153V152H74ZM83 153V152H82ZM85 153V154H86ZM100 153V152H99ZM108 153V152H107ZM189 153V152H188ZM194 153V152H193ZM194 153V154H195ZM197 153H199V152H197ZM17 154H19V153H17ZM16 154V155H17ZM21 154H22V151H21ZM23 154H25V153H23ZM23 154H22V156H23ZM30 159L29 160H23V159H26V158H24L23 157V159L21 160V158H20V160H18L17 162H16V165H15V168H16V172L18 173V171L17 170H19V171H21V170H23V172H24V170L25 171H27V168H33V169H35V165L38 163H40V162H44L45 161V159H47V160H50V158H52L53 159V157H59L60 158V156H62V154L59 152V153H56V152H54V153H50V154H46V153H42V150L40 151V150H35L34 149V153H31L30 152ZM139 154V153H138ZM210 154V153H209ZM208 154V155H209ZM52 155V156H51ZM93 155V156H92ZM92 155H89L88 156V159L85 157V159H76L75 157H71V155L70 156H67V158H66V160L68 161V162H71L70 164H75L76 166L78 165V166H81V165H83L84 164V162H86V163H89V162H92V163H90L91 165L88 167V169L89 168H93L95 171H96V167H94L92 164H93V162L94 161H92L95 157H94V154H92ZM100 155V154H99ZM116 156H117V154H115ZM146 155V154H145ZM218 155V154H217ZM51 156V157H50ZM75 156V155H74ZM77 156V155H76ZM119 156H120V154H119ZM124 156V155H123ZM204 156V155H203ZM19 157H20V154H19ZM19 157H17V158H19ZM28 157V156H27ZM50 157V158H49ZM78 157V156H77ZM79 157H80V155H79ZM113 157V156H112ZM224 157V156H223ZM63 158V157H62ZM99 158V157H98ZM124 158V157H123ZM122 158V159H123ZM138 158V157H137ZM144 158V157H143ZM51 159V160H52ZM126 159V158H125ZM61 160H63V159H61ZM95 160V159H94ZM115 160V159H114ZM144 160V159H143ZM211 160V159H210ZM60 161V160H59ZM84 161V162H83ZM111 161V160H110ZM113 161V160H112ZM141 161V160H140ZM14 162V161H13ZM47 162V161H46ZM121 161H119L118 160V162H116V161H114V162H112V164H109L110 165V171L112 172V173H116L117 171L119 172V170L121 171V170H132V171H134V174L136 173V172H138L137 170H139V165H135V166H133V167H129V166H127L125 163H120ZM124 162V161H123ZM133 162V161H132ZM136 162V161H135ZM139 162V161H138ZM193 162V166L194 167H199V161L197 162V161H192ZM208 162V161H207ZM96 163V162H95ZM201 163V162H200ZM256 163V162H255ZM3 164V163H2ZM101 164V163H100ZM98 165V167L99 166H101V165ZM107 164V165H108ZM202 164V163H201ZM205 164V163H204ZM245 164V163H244ZM262 164H264V162L263 163H261L260 165L262 166ZM14 165V164H13ZM45 165V164H44ZM43 165V166H44ZM63 165H65L64 163H63ZM106 165V166H107ZM246 165V164H245ZM37 166V165H36ZM96 166V165H95ZM105 166V167H106ZM168 166V165H167ZM201 166V165H200ZM248 166V165H247ZM62 167V166H61ZM192 167V166H191ZM4 168V167H3ZM14 168V169H15ZM40 168H42V167H40ZM53 168V167H52ZM56 168V167H55ZM78 168H80V167H78ZM100 168H102V167H100ZM99 168V169H100ZM188 168V167H187ZM261 168V167H260ZM13 169V168H12ZM13 169V170H14ZM48 169H50L49 168V166H48ZM64 169V168H63ZM85 169V168H84ZM87 169V168H86ZM92 169V171H93V173H94V170ZM109 169V168H108ZM198 169V168H197ZM249 169V168H248ZM55 170V169H54ZM54 170H53V172H54ZM126 170V171H127ZM187 170V169H186ZM255 170V169H254ZM29 171V170H28ZM27 171V172H28ZM73 171V170H72ZM108 171V170H107ZM161 171H163V170H161ZM165 171V170H164ZM8 172V171H7ZM22 172V171H21ZM26 172V173H27ZM32 172V171H31ZM44 172V171H43ZM84 172V171H83ZM82 171H81V173H83ZM102 172H103V170H102ZM110 172V173H111ZM125 171H123V173H124ZM158 172V171H157ZM171 172V171H170ZM204 172V171H203ZM11 173H13V171L11 172ZM17 173H15V174H12V176L14 177V178H16L14 175H16ZM91 173V172H90ZM109 173V174H110ZM164 173V172H163ZM167 173V172H166ZM183 173V172H182ZM261 173H262V171H261ZM22 174V173H21ZM39 174V173H38ZM122 174V173H121ZM128 174H129V172H128ZM8 175V174H7ZM84 175V174H83ZM87 175H88V173H87ZM106 175V174H105ZM120 175V174H119ZM126 175V174H125ZM136 175V174H135ZM140 175V174H139ZM161 175V174H160ZM164 175V174H163ZM213 175V174H212ZM78 176H80V175H78ZM91 176V175H90ZM94 176V175H93ZM98 176V175H97ZM100 176V175H99ZM185 176H186V174H185ZM240 176V175H239ZM7 177V176H6ZM5 177V178H6ZM88 177V176H87ZM109 177V176H108ZM108 177H107V179H108ZM125 177V176H124ZM127 177V176H126ZM158 177V176H157ZM162 177V176H161ZM262 177V176H261ZM92 178V177H91ZM105 178V177H104ZM103 178V179H104ZM109 178H111V177H109ZM147 178H149L148 176H147ZM171 178V177H170ZM180 178V177H179ZM4 179V178H3ZM11 179V178H10ZM35 179V178H34ZM79 179V178H78ZM160 179V178H159ZM240 179V178H239ZM30 180V179H29ZM41 180V179H40ZM99 180V179H98ZM148 180V179H147ZM150 180V179H149ZM23 181H24V179H23ZM97 181V180H96ZM101 181V180H100ZM106 181V180H105ZM142 181H144V180H142ZM151 181V184H152V180H150ZM150 181H148V182H145V183H149ZM181 181V180H180ZM7 182V181H6ZM13 182V181H12ZM15 182V181H14ZM20 182V181H19ZM22 182V181H21ZM32 182V181H31ZM169 182V181H168ZM171 182V181H170ZM173 182V181H172ZM5 183V182H4ZM37 183V182H36ZM232 183V182H231ZM234 183V182H233ZM262 183V182H261ZM13 184V183H12ZM45 184V183H44ZM48 184V183H47ZM97 184H98V181H97ZM114 184V183H113ZM142 184H143V182H142ZM172 184V183H171ZM170 184V185H171ZM210 184V183H209ZM219 184V185H220ZM7 185V184H6ZM11 185V184H10ZM101 185V184H100ZM144 185V184H143ZM150 185V184H149ZM169 185V184H168ZM238 185V184H237ZM4 186V185H3ZM8 186V185H7ZM6 186V187H7ZM92 186V185H91ZM99 186V185H98ZM141 186V185H140ZM175 186V185H174ZM209 186V185H208ZM225 186H227V188H228V184H226ZM224 186V187H225ZM95 187H96V185H95ZM94 187V188H95ZM145 187V186H144ZM153 187L156 189V190H159V186H158V184H157V180L155 181H153ZM182 187V186H181ZM223 187V186H222ZM242 187V186H241ZM92 188V187H91ZM142 188V187H141ZM4 189H6V188H4ZM12 189V188H11ZM143 189V188H142ZM141 189V190H142ZM163 189V188H162ZM167 188H165V190H166ZM174 189H176V188H174ZM218 189V188H217ZM152 190V189H151ZM238 190V189H237ZM261 190V189H260ZM8 191V190H7ZM111 191V190H110ZM148 191H150V190H148ZM138 192V191H137ZM141 192V191H140ZM154 192V191H153ZM161 193H162V191H160ZM181 192V191H180ZM155 193V192H154ZM209 193V192H208ZM227 193V192H226ZM9 194V193H8ZM12 194V193H11ZM14 194V193H13ZM12 194V195H13ZM144 194V193H143ZM90 195V194H89ZM153 195V194H152ZM207 195V194H206ZM209 195V194H208ZM230 196V195H229ZM24 197V196H23ZM27 197V196H26ZM115 197V196H114ZM206 197V196H205ZM216 197V196H215ZM226 197H228V196H226ZM12 198H13V196H12ZM107 198V197H106ZM105 198V199H106ZM142 198V197H141ZM141 198H139V199H141ZM212 198V197H211ZM10 199H11V197H10ZM113 199V198H112ZM111 199V200H112ZM159 199V198H158ZM208 199V198H207ZM17 200V199H16ZM19 200V199H18ZM84 200V199H83ZM86 200V199H85ZM89 200V199H88ZM114 200V199H113ZM129 200V199H128ZM132 200V199H131ZM135 200V199H134ZM153 200H155V199H153ZM167 200V199H166ZM218 200V199H217ZM223 200V199H222ZM98 201V200H97ZM96 201V202H97ZM108 201H110V200H108ZM170 201V200H169ZM180 201V200H179ZM208 201V200H207ZM224 201V200H223ZM89 202V201H88ZM102 202V201H101ZM128 202V201H127ZM166 202V201H165ZM87 203V202H86ZM91 203H92V201H91ZM102 203H104V202H102ZM113 203V202H112ZM150 203H151V201H150ZM155 203V202H154ZM168 203V202H167ZM183 203V202H182ZM202 203V202H201ZM171 204V203H170ZM100 205V204H99ZM120 205V204H119ZM131 205H132V203H131ZM143 205V204H142ZM168 205V204H167ZM166 205V206H167ZM218 205V204H217ZM93 206V205H92ZM137 206V205H136ZM97 207H98V205H97ZM101 207H103V206H101ZM105 207V206H104ZM118 207V206H117ZM120 207V206H119ZM129 207H131V206H129ZM140 206H138V208H139ZM171 207V206H170ZM173 207V206H172ZM165 208V207H164ZM193 208V207H192ZM197 208H199V207H197ZM201 208H202V206H201ZM218 208V207H217ZM224 208V207H223ZM14 209V208H13ZM100 209V208H99ZM102 209V208H101ZM148 209V208H147ZM171 209V208H170ZM174 209V208H173ZM9 210V209H8ZM98 210V209H97ZM104 210V209H103ZM120 210V209H119ZM132 210V209H131ZM130 211V210H129ZM164 211V210H163ZM169 211V210H168ZM221 211V210H220ZM224 211V210H223ZM109 212V211H108ZM116 212V211H115ZM216 212V211H215ZM7 213V212H6ZM110 213V212H109ZM114 213V212H113ZM168 213V212H167ZM2 214V213H1ZM122 214V213H121ZM126 214V213H125ZM131 214V213H130ZM141 214V213H140ZM147 214V213H146ZM172 214V213H171ZM6 215V214H5ZM126 215H128V214H126ZM161 215V214H160ZM223 215H224V213H223ZM226 215V214H225ZM233 215V214H232ZM8 216V215H7ZM167 216V215H166ZM218 216V215H217ZM119 217V216H118ZM117 217V218H118ZM141 217V216H140ZM149 217V216H148ZM165 217V216H164ZM170 217V216H169ZM230 217V216H229ZM2 218H3V215H2ZM6 218V216L4 217V219ZM128 218V217H127ZM219 218V217H218ZM7 219V218H6ZM141 219V218H140ZM223 219V218H222ZM226 219V218H225ZM232 219V218H231ZM214 220V219H213ZM0 221H1V219H0ZM3 221V220H2ZM6 221V220H5ZM128 221V220H127ZM224 221V220H223ZM159 222V221H158ZM202 222V221H201ZM216 222H218V221H216ZM160 223V222H159ZM226 223V222H225ZM129 224V223H128ZM203 237V236H202ZM205 237V236H204ZM18 238V237H17ZM179 241V240H178ZM34 242V241H33ZM18 243H20V242H18ZM188 246H190V245H188ZM263 247V246H262ZM190 248V247H189ZM263 250V249H262ZM205 253H206V251H205ZM204 253V254H205ZM101 255V254H100ZM207 255V254H206ZM195 256V255H194ZM205 256V255H204ZM259 256V255H258ZM261 256H263V255H261ZM194 259V258H193ZM193 259H192V261H193ZM196 259V258H195ZM194 259V260H195ZM199 259V258H198ZM203 259V258H202ZM213 259V258H212ZM244 259V258H243ZM246 259V258H245ZM245 259H244V261L243 262H245ZM204 260V259H203ZM198 261V260H197ZM61 262V261H60ZM104 262V261H103ZM201 262V261H200ZM247 262V261H246ZM245 262V263H246ZM54 263V262H53ZM96 264V263H95ZM197 264V263H196Z\"/></svg>", "mask_w": 264, "mask_h": 264}]
</instances>
